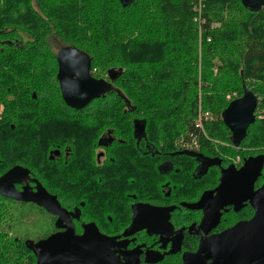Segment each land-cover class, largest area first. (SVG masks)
<instances>
[{"label": "trees", "instance_id": "16d2710c", "mask_svg": "<svg viewBox=\"0 0 264 264\" xmlns=\"http://www.w3.org/2000/svg\"><path fill=\"white\" fill-rule=\"evenodd\" d=\"M199 2L0 0V94L4 96L7 84L13 94L29 99L20 100L22 112L0 116V170L4 165L0 176L15 166L12 162L20 155L18 150L25 152L26 157L40 159L46 166L54 165L43 155L45 139H54L67 130L64 110L55 103L57 96L63 104L55 78L53 94L46 93L44 97L40 90L38 100L31 97L45 82L40 77L49 74L38 69L52 68L47 63L49 59L57 69L56 55L49 56L52 36L61 40L64 47L87 55L94 78L101 79L108 70L117 73L108 102L98 108L115 107L118 102L120 107L134 109L136 122L154 125L149 130L157 139L166 140L169 149L174 144L170 137L186 133L183 143L193 141L206 149L216 146L223 152L228 139L220 128L228 131L221 115L230 104L225 101V94L237 90L239 98L244 88H251L249 81H258L260 85L249 91L258 103L264 97V8L252 13L243 8L240 0H204V10L196 24L194 6ZM213 24L220 27L211 29ZM197 42L201 44V73ZM96 72L103 75L95 77ZM259 92L261 96L256 95ZM49 98L54 102L49 103ZM199 105L213 116L204 123L205 138L193 123L200 113ZM24 106L39 107L24 111ZM256 124L258 127L248 130L249 141L244 147H259L264 155V119ZM236 148L228 149L229 156L241 155ZM7 213L11 214L0 202V214ZM15 246L35 264L24 242H15Z\"/></svg>", "mask_w": 264, "mask_h": 264}, {"label": "flooded vegetation", "instance_id": "af4514ba", "mask_svg": "<svg viewBox=\"0 0 264 264\" xmlns=\"http://www.w3.org/2000/svg\"><path fill=\"white\" fill-rule=\"evenodd\" d=\"M108 71L101 79L90 75L111 86L114 80L109 79ZM57 85L63 102L58 81ZM5 86L6 94L1 97L4 104L21 106L22 95L13 94L10 86ZM111 94L108 92L81 109L70 108L64 102L60 105L65 112L66 131L79 135L87 145L81 157L74 156L73 150L65 147V140L62 143L64 149L57 145L48 151V160L54 164L63 161L67 187L61 192L65 196L61 197V192H49L31 174L15 185L16 190L27 188L36 192L40 190L39 186L44 188L67 213V222L63 220L61 225L69 224L75 236L96 230L100 236L113 239L110 252L118 264H183L184 258L198 252L201 241L252 220L254 210L250 200L228 198L233 203L221 209L211 204L218 203L215 189L223 170L229 167L239 170L246 160L264 156L259 147L251 150L244 147L249 141L248 130L255 125L258 127L257 116L240 143L242 147L236 148L241 151L239 156H229L231 151L228 149L235 148V141L228 129V143L223 152L216 146L206 149L193 141L174 142L169 149L167 141L157 139L149 130L150 126L136 122L134 109L120 107L118 102L115 107H93L95 103H107ZM31 97L38 100L34 94ZM44 97H47L46 93ZM49 100V103L54 102ZM258 107L257 98L254 115ZM8 112L3 108V114L7 116ZM105 121L109 124L105 125ZM263 184L264 165L253 183V193ZM1 198L6 202L33 206L51 217L53 225H49L45 235L26 239L24 243L27 240L38 242L65 231L55 227L57 216L37 205ZM91 240L98 238L94 235ZM14 241L19 243L16 238Z\"/></svg>", "mask_w": 264, "mask_h": 264}, {"label": "water", "instance_id": "95a60500", "mask_svg": "<svg viewBox=\"0 0 264 264\" xmlns=\"http://www.w3.org/2000/svg\"><path fill=\"white\" fill-rule=\"evenodd\" d=\"M244 9L257 13L264 8V0H240ZM10 45V43L8 44ZM57 81L61 97L66 106L81 109L95 99L111 91L104 80H95L90 75L91 61L87 55L73 47L62 48L56 56ZM109 79L115 80L117 73L109 70ZM257 97L244 88L240 99L230 102L221 115L224 126L231 133L238 147L244 140L247 129L255 118ZM143 124V123H142ZM264 165V156L250 158L236 170L229 167L221 172L220 183L215 189L217 196L212 206L221 209L231 205L228 198L241 197L250 200L254 210L252 220L239 223L223 234L200 242L198 252L184 258L183 264H264V184L253 193V183ZM30 172L14 166L0 176V197L21 203H31L44 209L48 214L57 216L55 227L64 232L51 235L47 239L32 242L27 240L25 248L35 257L36 264H118L110 248L113 239L94 233L75 236L71 226H62L67 213L55 197L44 188L32 192L30 189L18 191L16 184L29 178ZM94 235L98 240H91Z\"/></svg>", "mask_w": 264, "mask_h": 264}, {"label": "rangeland", "instance_id": "374dc122", "mask_svg": "<svg viewBox=\"0 0 264 264\" xmlns=\"http://www.w3.org/2000/svg\"><path fill=\"white\" fill-rule=\"evenodd\" d=\"M32 7H35V4H33ZM194 7H196V11H194L195 17L193 21L197 24L198 16L202 15V12L204 10V0H200V2L196 4ZM37 10H38V7H37ZM211 14H213V17L216 15L215 8L211 10ZM225 14L229 16V14L227 13ZM219 27L220 25L213 24L211 26V29L212 28L217 29ZM198 36L200 40L201 34L199 33V31H198ZM48 44H49V51H50L49 56L50 57L51 56L55 57L59 49L65 46V44L61 40H59L56 36H52L51 38H49ZM197 46H198L197 48L198 73H201L200 71V65H201L200 46L201 44L197 42ZM47 63L52 64V68L49 67L47 69L46 68L42 69V67H40L38 69L41 72L45 71V72H48L49 74L47 76L40 77V79L43 78L45 82L44 84L39 85L40 88L36 94L37 97H41L40 90H42V92L44 93L53 94V81H54L53 79L55 78L57 69L53 68V63L51 59H49ZM100 75H103V74L100 72H96L95 77H100ZM101 77H104V76H101ZM249 84L251 85V88H256L257 85H260V82L249 81ZM247 87L250 91H252V89L249 86ZM238 94L239 92L237 90H232L231 92L226 93L224 96L225 101L232 102L234 99L237 98ZM16 95H20V94L17 93ZM256 95L261 96V92L257 93ZM4 96H5V93H4ZM20 98L22 99V102L25 98L28 99L26 95L24 96L22 95ZM263 98L264 97L261 96L260 101H259V107H258L259 109H257L256 115H255L257 116L259 121L264 119V99ZM55 103H57V106L60 108L61 102H59V98L57 96H56ZM20 107L21 106L17 107L14 104L5 105L4 100L1 99V94H0V116H2L3 114V108H6L9 112L15 111L16 113H18V112H22ZM93 107H97V104L95 103ZM34 108L35 109H32V108L28 109L27 106H24L23 109L24 111H33V110H36L38 106H34ZM198 113L199 115L196 117L193 123L195 124L199 120H201L202 128L200 129H201V133L203 137L205 138L206 131H205L204 123L211 121L213 116L209 112L203 111L201 109V105L198 106ZM202 113L204 115H202ZM137 115L140 116V113ZM103 123L105 125L109 124V122L107 121ZM152 126H150V128ZM220 129H221L220 132L224 134L226 137H228V132H226L223 128H220ZM67 131H64L62 135L58 134V137L54 136V139L49 140L44 144V154L43 155L46 156L47 160H48V151L50 149L51 150L54 149L57 145L59 147L62 145L61 149H64V145L62 144L64 140L66 141L65 147H70L71 150H73L74 152V156L81 157L84 155V152L87 149L86 142L83 141L79 135L76 136L75 134L73 133L70 134ZM174 135L175 137H170V139L177 144H180V142L183 141L184 137L186 138L187 136L186 133L185 134L180 133L177 136L176 134ZM18 152L20 153V155L14 160V162H12V165H15V166L20 165V166L30 169L31 174L34 176V178L38 179V181H40V184L44 186L49 192L60 193L62 190H64L67 187L66 170L62 166L63 161H61L59 164H54L53 166L52 165L46 166L40 159L26 157L25 152L21 150H18ZM1 161H2V156L0 155V162ZM2 170H4V165L1 166L0 172ZM60 195L61 197L65 196L64 192H61ZM0 202L3 205H5L6 208L12 214V215L10 213H7L5 215L0 214V264H32L30 258L25 253L17 250L14 239L16 238L19 240V243H22L26 239L34 240L36 238L42 237L43 235H45V232L49 230L50 228L49 225L51 226L53 225V222L51 221V217L45 214L44 212H42L41 210H38L37 208L30 206V205L6 202L2 199H0ZM4 217L5 219H3Z\"/></svg>", "mask_w": 264, "mask_h": 264}, {"label": "built area", "instance_id": "2783aa9c", "mask_svg": "<svg viewBox=\"0 0 264 264\" xmlns=\"http://www.w3.org/2000/svg\"><path fill=\"white\" fill-rule=\"evenodd\" d=\"M198 1H200V0H198ZM194 11H196V7H194ZM195 127H197V128H202V122H201V120H199L196 124H195Z\"/></svg>", "mask_w": 264, "mask_h": 264}]
</instances>
